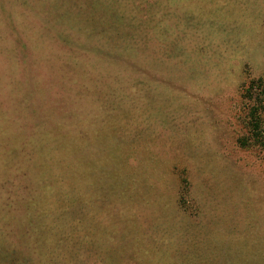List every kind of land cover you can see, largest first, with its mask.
Wrapping results in <instances>:
<instances>
[{"label":"rangeland","instance_id":"rangeland-1","mask_svg":"<svg viewBox=\"0 0 264 264\" xmlns=\"http://www.w3.org/2000/svg\"><path fill=\"white\" fill-rule=\"evenodd\" d=\"M0 264H264V0H0Z\"/></svg>","mask_w":264,"mask_h":264},{"label":"trees","instance_id":"trees-1","mask_svg":"<svg viewBox=\"0 0 264 264\" xmlns=\"http://www.w3.org/2000/svg\"><path fill=\"white\" fill-rule=\"evenodd\" d=\"M252 118V124H254V126H255V123L257 122V125H256V128H254V131L256 132L254 135L255 136H257V131H259V130H257V127H258V118L256 117V115L255 114H253V116L251 117ZM253 126V125H252ZM100 128H101V126H100ZM99 128V129H100ZM106 128V126H103L102 125V131L104 130ZM100 129V130H101ZM101 132V131H100ZM100 132H98L97 134H96V137H98L99 139H101L102 137H104V136H101V134H100ZM76 135H79V133H77ZM94 135V133H91V134H89L88 136V138H86L85 140H84V138H85V136H82V135H80V136H77V140H75V141H73L72 140V138H71V135L70 136H67V138H71V139H67L68 140V142L70 143V144H72L73 146H75V145H78V144H80L79 146H81L83 143L85 144V141H87L88 143H90L92 140V137H94L93 136ZM73 137V136H72ZM258 137V136H257ZM69 143H67V144H69ZM94 145V143H90L89 145H87L86 147H83V148H90V147H92Z\"/></svg>","mask_w":264,"mask_h":264}]
</instances>
